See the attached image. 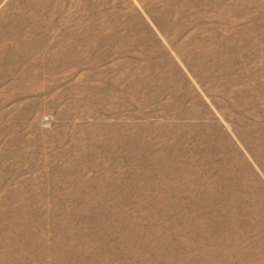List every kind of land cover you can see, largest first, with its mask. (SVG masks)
<instances>
[{"label": "rangeland", "instance_id": "rangeland-1", "mask_svg": "<svg viewBox=\"0 0 264 264\" xmlns=\"http://www.w3.org/2000/svg\"><path fill=\"white\" fill-rule=\"evenodd\" d=\"M0 264H264V0H0Z\"/></svg>", "mask_w": 264, "mask_h": 264}]
</instances>
